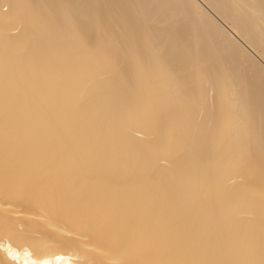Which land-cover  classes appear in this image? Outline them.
Here are the masks:
<instances>
[{
    "label": "bare ground",
    "instance_id": "bare-ground-1",
    "mask_svg": "<svg viewBox=\"0 0 264 264\" xmlns=\"http://www.w3.org/2000/svg\"><path fill=\"white\" fill-rule=\"evenodd\" d=\"M0 264H264V0H0Z\"/></svg>",
    "mask_w": 264,
    "mask_h": 264
}]
</instances>
